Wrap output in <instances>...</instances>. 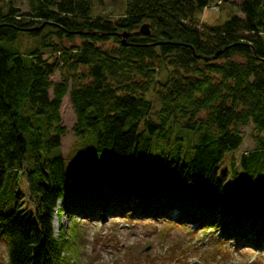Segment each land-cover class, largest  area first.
<instances>
[{
  "label": "trees",
  "instance_id": "16d2710c",
  "mask_svg": "<svg viewBox=\"0 0 264 264\" xmlns=\"http://www.w3.org/2000/svg\"><path fill=\"white\" fill-rule=\"evenodd\" d=\"M103 1L29 0L23 12L0 0L6 264H71L63 255L72 238L57 240L52 230L60 200L83 210L126 201L120 210L131 216L138 207L158 218L176 212L178 222L210 228L226 220L228 238L252 234L257 245L264 235V0H221L236 13L217 26L197 18L214 0H127L117 19L95 15ZM21 35L39 43L28 55L5 48ZM69 88L75 132L97 137L81 150L83 177L73 182L61 155ZM249 125L255 149L241 156L239 170L233 161L230 179L225 160L242 148ZM181 132L191 142L186 155L180 143L168 149L184 140ZM135 198L138 207L129 205Z\"/></svg>",
  "mask_w": 264,
  "mask_h": 264
},
{
  "label": "rangeland",
  "instance_id": "374dc122",
  "mask_svg": "<svg viewBox=\"0 0 264 264\" xmlns=\"http://www.w3.org/2000/svg\"><path fill=\"white\" fill-rule=\"evenodd\" d=\"M14 1L23 12L29 11V0ZM220 2L221 0H214L208 9L198 15V20L207 26L224 24L236 11L224 3L220 5ZM127 5V0H104L103 4L95 5V15L110 19L121 18L126 13ZM76 42L80 43L81 40L78 38ZM38 44L36 39L21 35L17 41L5 44V48L28 55ZM44 52L45 59L51 58L47 50ZM60 78L58 72L53 80L58 82ZM70 93L69 88V94L65 97L60 112L61 125L66 129V134L61 138V155L68 163L70 182H73L83 177L79 159L81 150L84 147H94L97 137L94 131L84 138L75 132L77 117ZM242 132L244 145L237 152L229 154L224 163V167L231 174L230 179L233 161L239 170L241 156L255 149L253 125L243 128ZM181 135L184 140L176 142V139H173L168 149L176 151L177 144L180 143L183 154L186 155L191 149V142L188 133L181 132ZM154 148L155 158L159 159L156 155L158 150ZM22 186H26L25 181ZM24 189L25 187L22 188ZM168 198L169 196H166L161 199L167 201ZM139 202L142 200L135 198L129 205L138 207ZM73 203L60 200L52 221L53 235L57 240L65 233L68 239L72 238L71 254L66 252L63 255L71 264H264V235L260 237L257 245L252 242L255 239L252 234H249L247 239L228 238L226 224H223L226 220L218 227L210 228L202 225L199 220L190 223L178 222L169 216H146L144 209L139 207L131 216L125 209L120 210L121 207L128 208L126 201L115 200L106 205L100 204L94 210L75 208ZM6 257V245L2 242L0 264H6Z\"/></svg>",
  "mask_w": 264,
  "mask_h": 264
},
{
  "label": "water",
  "instance_id": "95a60500",
  "mask_svg": "<svg viewBox=\"0 0 264 264\" xmlns=\"http://www.w3.org/2000/svg\"><path fill=\"white\" fill-rule=\"evenodd\" d=\"M141 33L145 36H149L151 34L150 26L149 25H144L141 28Z\"/></svg>",
  "mask_w": 264,
  "mask_h": 264
}]
</instances>
